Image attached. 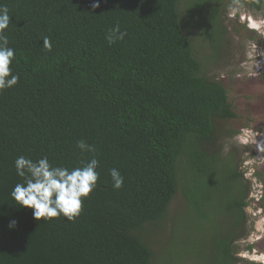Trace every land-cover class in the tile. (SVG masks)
Wrapping results in <instances>:
<instances>
[{"label":"trees","instance_id":"trees-1","mask_svg":"<svg viewBox=\"0 0 264 264\" xmlns=\"http://www.w3.org/2000/svg\"><path fill=\"white\" fill-rule=\"evenodd\" d=\"M240 1L262 8L261 0ZM232 2L100 0L93 12L91 0H0L11 16L5 34L19 76L0 91V264H160L170 253L174 259L179 222L190 212L198 220L215 214L210 250L196 257L236 263L246 185L230 157L222 159L215 128L232 114L182 25L196 24L216 52L220 14ZM116 24L127 35L109 45L105 37ZM81 140L95 152L82 154ZM18 156H47L69 169L95 156L97 186L79 216L36 221L31 209L17 206L10 193L23 182ZM112 168L124 177L118 190ZM218 169L226 172L222 182L213 180ZM221 185L222 194H213ZM178 196L183 207L175 210ZM11 219L18 222L13 230Z\"/></svg>","mask_w":264,"mask_h":264},{"label":"rangeland","instance_id":"rangeland-1","mask_svg":"<svg viewBox=\"0 0 264 264\" xmlns=\"http://www.w3.org/2000/svg\"><path fill=\"white\" fill-rule=\"evenodd\" d=\"M261 1L262 8L260 11L249 10L245 6L246 2L244 3L240 1L243 7L235 14L230 12L229 6L231 4L225 3L224 7L222 8L219 20L220 30L218 38L221 40V44L217 47L216 52H213L208 48V42L200 33V28L196 27V24L186 25L185 20H183L184 23L182 24L184 33H188L192 36L191 39L193 41L195 55L201 62L206 76L209 79H212V77H217L219 80L221 77H232L231 79L234 83L233 90L229 93V95L234 99V101L237 100L235 102V112L237 117L234 121L217 122L215 123V128L217 134V147L222 154V159L226 160L230 157L232 165L235 167L240 178L243 180L242 183L244 185L246 184L248 192L247 197H245L247 208L244 210L247 220L246 231L248 230V235L244 241H241V239L238 241L236 240L235 245L238 252H241L245 248L244 245H247L248 243V245L253 244L255 239L259 236H255L253 233H251L253 222H255L258 229L260 226L263 227L264 224V215L260 216V218H257L256 221H254L253 216L256 213L253 205L250 203L248 196L251 190V185L253 184V179L251 177V173L253 172L251 168L254 167L256 160H259V157L252 155L253 146L243 145L235 139L242 128L248 127L246 124V121L248 122V116H246L245 112H239L241 101H244L245 103L250 102L252 99L251 96H254L256 98V102L253 111H255L257 114L263 111H261V109L264 106V97H261V100H259L258 93L254 91L245 93L243 90L245 89L244 87L247 86V82L244 79L245 74L250 72L248 70L254 67V64L264 60V51L262 46H260V42H262V44L264 43V41L260 40L264 39V0ZM250 23H253L258 27L257 32L252 33L248 30L247 25ZM258 54L261 55L259 61H257L256 58ZM259 88L264 89L263 85H261ZM240 94L243 96V98L239 97ZM257 116L258 118L264 119L263 113ZM254 150L255 152L259 153L255 146ZM260 162L262 164L264 160L261 158L259 163ZM224 176H226L225 169H218L213 174V180L219 179L221 181L220 178ZM220 189H222V185L219 186L218 189L213 188L212 193L220 195L222 194ZM181 205L183 204L181 198L178 196L172 207L173 209L177 210L183 207ZM206 210L207 209H205L204 212ZM213 217H215L214 213L211 214V217L201 214V218H199V220L192 212H190L188 217L185 214L182 215L181 221L179 222L178 231L176 232V239L174 240L175 246L172 248V251L175 252L174 259L176 254V262H178V264H185L190 260L197 262L198 264H203L204 253L198 257L196 256L197 253L210 250L211 237L213 232L216 231L212 226L211 220L209 219H213ZM258 220L259 223H257ZM260 220H262V222H260ZM167 246H165V248ZM165 248L162 250V252L165 250ZM254 253V251H251L250 253L246 251L241 252L240 258H237V264H251L248 262V260L253 261ZM209 254L210 253H207L205 256L210 257ZM163 258H166V253ZM174 259L173 253H170L167 256V261H161L160 264H175L176 262Z\"/></svg>","mask_w":264,"mask_h":264},{"label":"clouds","instance_id":"clouds-1","mask_svg":"<svg viewBox=\"0 0 264 264\" xmlns=\"http://www.w3.org/2000/svg\"><path fill=\"white\" fill-rule=\"evenodd\" d=\"M91 9L94 12L100 8V0H91ZM243 5L240 0H233L229 6L232 14L237 13ZM9 9L0 6V91L11 89L17 85L19 76L12 73L10 65L15 58L14 48L9 46V38L5 34L10 25ZM127 35L122 32L119 24L108 30L105 39L108 44H114ZM43 47L51 49L49 38L45 37ZM259 138V139H258ZM243 145L255 146L259 153H264V132L254 130L253 127L242 128L235 138ZM76 147L83 154L94 153L93 146L83 140L78 141ZM99 161L93 156L82 166L69 169L64 166H54L47 156L32 160L25 156H18L14 161L16 175L22 178L17 183L10 196L12 201L21 208L31 209L36 221L51 219L58 216L66 217L69 221L79 216L83 200L89 197L97 186L99 173L96 171ZM110 177L114 189H120L124 177L119 170L112 168ZM18 222L11 219L9 230L17 227Z\"/></svg>","mask_w":264,"mask_h":264},{"label":"flooded vegetation","instance_id":"flooded-vegetation-1","mask_svg":"<svg viewBox=\"0 0 264 264\" xmlns=\"http://www.w3.org/2000/svg\"><path fill=\"white\" fill-rule=\"evenodd\" d=\"M248 30L252 33L257 32L258 31V27L256 25H254L253 23H250L247 25ZM261 41H264V39H260ZM260 46H262L263 51H264V43L262 44V42H260ZM264 55V54H263ZM264 57V56H263ZM257 61L260 60L261 55L258 54L256 56ZM260 64V66H259ZM248 71V73L245 74L244 79L247 82V86H245L243 89L245 93H249L250 91H254L256 93H258V98L259 100H261V97H264V89L263 88H259L261 85H263L264 87V60L261 62H257L256 64H254V67L250 68ZM232 78V77H231ZM227 77H221L220 80L217 77H212L211 80L219 83L224 90L226 91V102L228 104V106L230 107V111H231V118H228L226 120L223 121H234L237 117V114L235 112V102L237 100L234 101L233 98L230 97L229 93L233 90V81L232 79ZM226 82V84H225ZM258 90V91H255ZM240 98H243V96L240 94L239 96ZM251 100L250 102L245 103L244 101H241L240 105L241 107H239V112H245L246 116H248V122L246 121V124L248 127H253L254 130L257 131H262L264 132V119L263 118H258L257 115L259 114H264V106L261 109L262 112H260L259 114H257L255 111H253V108L255 107V102H256V98L254 96H251ZM262 102V101H261ZM258 109V108H257ZM220 122V121H219ZM259 139V138H258ZM252 155L253 156H257L259 157V160H256V163L254 165V167L251 168L252 172L251 173V177L253 179V184L251 185V190L250 193L248 194L249 199H250V203L253 205L254 209H255V215L253 216L254 221H256L257 218H260V216L264 215V162L261 164V162L259 163L260 159L262 158V160H264V153H257L254 150V146H253V150H252ZM256 158V157H255ZM251 179V180H252ZM246 185V184H245ZM247 188H246V197H247ZM244 207H243V211L247 208V202H246V198L244 199ZM244 224L246 225V215H245V211H244ZM260 222H262V220H260ZM259 223V220L258 222ZM246 227L245 226V236L242 238L237 239L241 241L246 240V236L248 235V230L246 231ZM251 233H253L255 236L259 235L255 241L253 242V244L251 245H244L245 248L241 251H246L248 253H250L251 251H254V258L253 261L248 260L249 263L251 264H264V224L263 227L260 226V228L258 229L256 227L255 222H253L252 227H251ZM245 238V239H244ZM236 241L234 242V246H233V256L234 259L236 260V263H238V257L240 258V251H237L236 245H235ZM256 249V250H255ZM240 260V259H239ZM242 260V259H241Z\"/></svg>","mask_w":264,"mask_h":264}]
</instances>
